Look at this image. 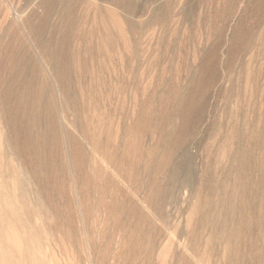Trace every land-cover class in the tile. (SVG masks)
<instances>
[{
	"label": "rangeland",
	"instance_id": "rangeland-1",
	"mask_svg": "<svg viewBox=\"0 0 264 264\" xmlns=\"http://www.w3.org/2000/svg\"><path fill=\"white\" fill-rule=\"evenodd\" d=\"M0 264H264V0H0Z\"/></svg>",
	"mask_w": 264,
	"mask_h": 264
},
{
	"label": "bare ground",
	"instance_id": "bare-ground-1",
	"mask_svg": "<svg viewBox=\"0 0 264 264\" xmlns=\"http://www.w3.org/2000/svg\"><path fill=\"white\" fill-rule=\"evenodd\" d=\"M49 57L50 58H53V55L51 54V53H49ZM20 106V105H19ZM30 106V105H29ZM15 130V132L16 131H18L17 129H14ZM45 146V145H44ZM240 204H238L237 206H239ZM247 205V204H246ZM236 207V206H235ZM235 207H233V209L235 210ZM240 207H241V205H240ZM249 207V206H248ZM242 210V209H241ZM242 212V211H241ZM238 213V212H237ZM241 228V227H240ZM239 229V228H238ZM238 229H236V231H237V234H238V232H239V230Z\"/></svg>",
	"mask_w": 264,
	"mask_h": 264
}]
</instances>
